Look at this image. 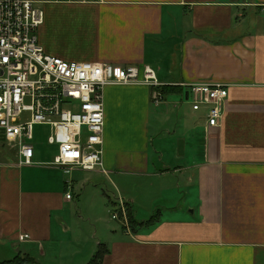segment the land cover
I'll return each instance as SVG.
<instances>
[{
    "label": "crops",
    "instance_id": "crops-1",
    "mask_svg": "<svg viewBox=\"0 0 264 264\" xmlns=\"http://www.w3.org/2000/svg\"><path fill=\"white\" fill-rule=\"evenodd\" d=\"M31 1L47 54L149 67L168 92L156 104L150 86L105 87V170L38 149L20 167L2 147L0 263L88 264L102 245L101 264H264V0ZM195 82L226 86L219 126L187 100ZM122 200L129 229L107 221ZM77 221L102 226L85 255Z\"/></svg>",
    "mask_w": 264,
    "mask_h": 264
},
{
    "label": "built area",
    "instance_id": "built-area-1",
    "mask_svg": "<svg viewBox=\"0 0 264 264\" xmlns=\"http://www.w3.org/2000/svg\"><path fill=\"white\" fill-rule=\"evenodd\" d=\"M67 1V0H58ZM72 1V0H68ZM43 8L31 0H0V131L3 147L20 167L36 161V126L48 129L47 142L56 154L47 163L63 169H104V89L108 85L144 84L153 102L164 99L162 83L146 67L77 62L54 57L39 40ZM193 110L206 111V129L221 124L228 91L224 84H183ZM66 198L71 200L70 188ZM125 201L112 217L131 226ZM28 235H20L23 240Z\"/></svg>",
    "mask_w": 264,
    "mask_h": 264
},
{
    "label": "rangeland",
    "instance_id": "rangeland-1",
    "mask_svg": "<svg viewBox=\"0 0 264 264\" xmlns=\"http://www.w3.org/2000/svg\"><path fill=\"white\" fill-rule=\"evenodd\" d=\"M35 6H37V4H35ZM35 132H36V139L34 142L36 145V149L43 151V152H48L49 156L52 155L51 156V158H52L53 155L55 154L56 147L50 146L47 142V136L49 133L48 129L45 127H42V126H36ZM3 144H4V137H3L2 132L0 131V150H2ZM42 159L43 160H41V159H39V160L40 161H46L48 158L47 159L42 158ZM117 196L115 198H117ZM76 199H77V197H76ZM117 202L119 203V199H117ZM111 207H112V205H111ZM118 208H119V205L116 208H111L112 210L109 211L107 221L113 222L114 219L111 218L112 217L111 212L113 213ZM118 221L119 220H115V222H118ZM76 224L79 225L81 227V229H83L82 230V241H81V243H82V248H84L83 252L85 255V254L89 253V251H90L89 247L94 245V243H96V241H97V239H99V237H102V230L100 229V228H102V226H99L100 224H97V226H99V227H95L96 224L93 226L92 224H89L87 221H77ZM96 228H98L97 233H96ZM65 251L68 254L69 259H72V256L76 253L75 250H72L70 248L65 249ZM90 257H89V259H91Z\"/></svg>",
    "mask_w": 264,
    "mask_h": 264
},
{
    "label": "trees",
    "instance_id": "trees-1",
    "mask_svg": "<svg viewBox=\"0 0 264 264\" xmlns=\"http://www.w3.org/2000/svg\"><path fill=\"white\" fill-rule=\"evenodd\" d=\"M172 90H176V89L172 88ZM162 92L163 93L168 92V88L166 86L162 87ZM128 213H129L130 223H132L134 220H133L130 209ZM105 253L106 251L103 249V246L100 245L99 250L97 251V253L94 255V257L88 264H101ZM30 263L38 264L33 258L27 255L18 254L12 260L4 261V262H1L0 264H30Z\"/></svg>",
    "mask_w": 264,
    "mask_h": 264
},
{
    "label": "water",
    "instance_id": "water-1",
    "mask_svg": "<svg viewBox=\"0 0 264 264\" xmlns=\"http://www.w3.org/2000/svg\"><path fill=\"white\" fill-rule=\"evenodd\" d=\"M183 151H184V141L180 140L179 141V152L183 153ZM30 264H35V263H30Z\"/></svg>",
    "mask_w": 264,
    "mask_h": 264
}]
</instances>
